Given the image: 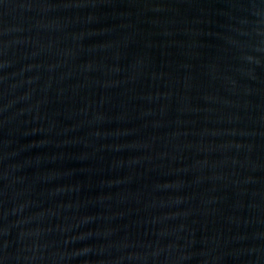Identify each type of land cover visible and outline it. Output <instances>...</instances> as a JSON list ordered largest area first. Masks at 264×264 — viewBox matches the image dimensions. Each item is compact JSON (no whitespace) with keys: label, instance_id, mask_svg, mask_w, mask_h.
Wrapping results in <instances>:
<instances>
[{"label":"water","instance_id":"obj_1","mask_svg":"<svg viewBox=\"0 0 264 264\" xmlns=\"http://www.w3.org/2000/svg\"><path fill=\"white\" fill-rule=\"evenodd\" d=\"M0 264H264V0H0Z\"/></svg>","mask_w":264,"mask_h":264}]
</instances>
